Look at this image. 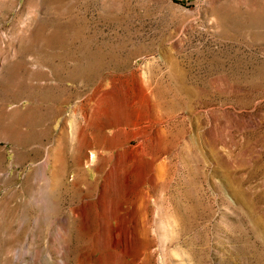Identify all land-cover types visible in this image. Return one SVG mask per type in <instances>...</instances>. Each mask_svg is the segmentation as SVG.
I'll return each instance as SVG.
<instances>
[{"label": "rangeland", "instance_id": "rangeland-1", "mask_svg": "<svg viewBox=\"0 0 264 264\" xmlns=\"http://www.w3.org/2000/svg\"><path fill=\"white\" fill-rule=\"evenodd\" d=\"M0 264H264V0H0Z\"/></svg>", "mask_w": 264, "mask_h": 264}, {"label": "bare ground", "instance_id": "bare-ground-1", "mask_svg": "<svg viewBox=\"0 0 264 264\" xmlns=\"http://www.w3.org/2000/svg\"><path fill=\"white\" fill-rule=\"evenodd\" d=\"M64 133H65V132H64ZM64 133H63V136H64ZM66 139H67V137H66ZM68 139H69V138H68ZM80 151H81V148H79V151H78V152L76 153V155H75V156L77 157V160L79 159V158H78V156H79L78 153H80ZM75 156H74V157H75ZM57 157H58V156H57ZM76 157H75V159H76ZM93 157H94V156H93ZM93 159H94V158H93Z\"/></svg>", "mask_w": 264, "mask_h": 264}]
</instances>
